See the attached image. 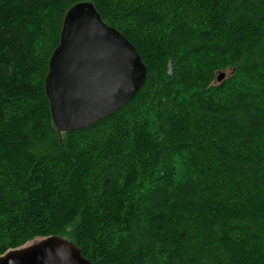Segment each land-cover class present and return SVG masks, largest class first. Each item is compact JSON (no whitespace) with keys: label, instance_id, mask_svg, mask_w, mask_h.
<instances>
[{"label":"trees","instance_id":"obj_1","mask_svg":"<svg viewBox=\"0 0 264 264\" xmlns=\"http://www.w3.org/2000/svg\"><path fill=\"white\" fill-rule=\"evenodd\" d=\"M81 2L146 79L58 133L44 81ZM48 237L91 264H264V0H0V256Z\"/></svg>","mask_w":264,"mask_h":264},{"label":"water","instance_id":"obj_2","mask_svg":"<svg viewBox=\"0 0 264 264\" xmlns=\"http://www.w3.org/2000/svg\"><path fill=\"white\" fill-rule=\"evenodd\" d=\"M146 68L135 47L107 26L92 3L71 7L45 77V93L58 133L86 129L118 111L141 89ZM225 77L220 73L217 82ZM0 264H91L60 237H48L0 256Z\"/></svg>","mask_w":264,"mask_h":264},{"label":"rangeland","instance_id":"obj_3","mask_svg":"<svg viewBox=\"0 0 264 264\" xmlns=\"http://www.w3.org/2000/svg\"><path fill=\"white\" fill-rule=\"evenodd\" d=\"M65 240H66V239H65ZM39 241H41V239H36V240H34V241L28 243L27 245H32V244H35V243H37V242H39ZM67 241H69V240H67ZM27 245H25V246H27Z\"/></svg>","mask_w":264,"mask_h":264},{"label":"bare ground","instance_id":"obj_4","mask_svg":"<svg viewBox=\"0 0 264 264\" xmlns=\"http://www.w3.org/2000/svg\"><path fill=\"white\" fill-rule=\"evenodd\" d=\"M67 13V12H66ZM66 15V14H65ZM64 18H65V16H64ZM63 21H64V19H63ZM61 34V33H60ZM50 60V59H49ZM48 72V71H47ZM221 73H223V72H221ZM225 74V73H224ZM218 77V76H217ZM216 81H217V78H216ZM45 82V81H44ZM50 109V108H49Z\"/></svg>","mask_w":264,"mask_h":264}]
</instances>
